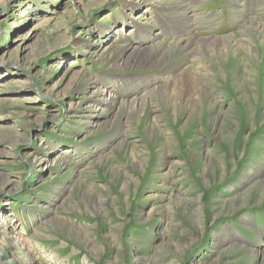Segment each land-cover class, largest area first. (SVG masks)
<instances>
[{"label":"rangeland","instance_id":"rangeland-1","mask_svg":"<svg viewBox=\"0 0 264 264\" xmlns=\"http://www.w3.org/2000/svg\"><path fill=\"white\" fill-rule=\"evenodd\" d=\"M248 22L264 0H0V264H264ZM226 36L256 56L197 54ZM143 48L178 57L127 63ZM179 63L205 67L213 111L166 108Z\"/></svg>","mask_w":264,"mask_h":264},{"label":"bare ground","instance_id":"bare-ground-1","mask_svg":"<svg viewBox=\"0 0 264 264\" xmlns=\"http://www.w3.org/2000/svg\"><path fill=\"white\" fill-rule=\"evenodd\" d=\"M166 5H167V3H166ZM179 9H180V7H179ZM253 22H248V23H250V24H248L250 26L247 28V30H249L251 33L250 34L245 33V35H246L244 37L245 40L251 41L255 35L260 36V37H262V36L264 37V26H263L264 24L263 25L262 24H256ZM254 24H256V25H254ZM233 42H234V45L236 44L237 50L233 49V47H232ZM196 43L199 44L198 46L196 45L197 49L198 48L200 49L197 51V54L201 53L202 56H204V57L207 56L208 57L207 59H210V57H211L210 56V50H212L214 48L217 49L218 47H220L219 48L220 50L218 49L219 52L217 55L219 58L223 57L224 55L226 57V56H228V54H230L232 57H235L238 51L243 52L244 54L245 53L246 54H254L255 53V52L253 53L252 50H250L251 48L248 47L247 43L244 44L241 41L233 40V36L222 37V39H212V40L209 39V40L196 41ZM157 47H159V46L157 45ZM168 49L172 50L171 55H168L167 52L166 53H159L158 52L159 49H157V48H154V51L152 54L150 52H148L149 49H147V48L139 49L138 53H137V51H133L129 55L127 63L130 61H133V62L137 61V62L144 63V64L149 63L150 67H152L151 70L152 69L156 70V69L162 68L165 63L171 62L173 59L178 57V55H176L175 49L167 48V50ZM215 53H217V52L215 51ZM189 56H191V55H189ZM254 56H256V54H254ZM117 57L118 56L112 57L113 61H115L117 59ZM181 58H185V57H181ZM180 66L183 68L184 67L183 63L173 65L172 69H178ZM172 69H171V71H172ZM190 69H192V68H190ZM204 71H205V67H203V66L200 68H197V67L194 68V72H190L188 67L183 68L180 71L179 76L175 77L173 80L171 79L170 80L171 82L169 81L170 82L169 84H165L161 88H158L157 92L163 94V95H161V97L166 99L165 97H166V95H168L167 100H165L166 108L168 109L170 107V105H172L174 113H177V108L178 109L181 108V105L183 103L184 105H188L189 107H195L196 109H199L202 107H204V108L207 107L210 111H213L215 109V103L211 100L209 95H207L208 91L206 92V88H207V86L210 85V83H209V80L204 78V76L202 75V73ZM164 78L166 79V77H164ZM167 79L169 80L168 77H167ZM167 79H166V81H167ZM214 97H215V95H214ZM111 103L112 102H110L108 105H110ZM194 112H195V110H194ZM247 180L250 182L249 177L247 178ZM241 222L245 223V225H248L249 224L248 217L242 216ZM248 228L252 229L249 225H248ZM232 247L234 249H237V250L241 249V247H237L236 245H234Z\"/></svg>","mask_w":264,"mask_h":264}]
</instances>
